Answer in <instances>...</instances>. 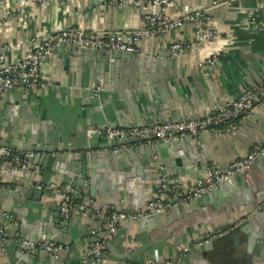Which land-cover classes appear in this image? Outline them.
<instances>
[{"label":"crops","instance_id":"0c3cea01","mask_svg":"<svg viewBox=\"0 0 264 264\" xmlns=\"http://www.w3.org/2000/svg\"><path fill=\"white\" fill-rule=\"evenodd\" d=\"M170 1L173 4L168 11L170 17L183 16L185 6L193 11L200 7L208 9L214 39L197 45V25L186 22L182 28L165 35L141 39L137 54L103 59L75 53L70 49L73 46H58L41 67L44 87L15 90L0 99V148H8L4 146L9 144L86 147L105 143V136L91 133L93 130L104 132L113 125L127 128L138 123L148 126L168 119L174 123L187 117H206L216 104L236 99L264 77L261 0H235L217 7L214 4L221 0ZM69 28L93 34L135 31L143 29L144 25L137 10L114 5L111 0H47V4L0 0V53L5 54L8 62L22 58L44 39H51L56 45L59 33ZM177 42L188 49L174 57L170 46ZM214 55L219 60L216 66H199ZM154 145L158 142L144 145L140 141L129 149L150 150ZM262 145L264 106H258L251 119L244 121L234 133L204 134L203 152L195 147L187 151L150 150L141 156L128 157L119 155L123 148L91 152L90 185L94 186L95 197L61 182L57 172H70V163L62 158L72 153H33L8 148L26 158L30 168L4 171L0 166L1 189L22 192L49 185L41 201L26 197L0 198V220L9 225L10 237L5 239L18 257V264H56L43 250L25 255L12 240L40 237L45 233L61 205V192L52 190V186L63 191L72 187L78 201L87 202L98 211L124 209L132 214L144 211L156 199L162 179L176 181L183 189H193L202 178L204 166L226 168L249 154L253 147ZM34 155L40 158L36 164L30 161ZM51 155L59 159L48 168L46 161ZM251 169L252 175L246 171L241 176L258 177L264 182V161H258ZM258 189H253L254 196L264 193V186ZM193 201L170 209L172 216L162 219L160 228L154 231L137 229L129 225L132 222H125L111 238L107 237L108 228L103 221L74 212L69 218L73 233L64 235L69 245L61 244L64 250L59 264H81L95 244L105 247L100 264H144L148 261L175 264L177 257L180 264H264V231H258L264 224L261 217L264 207L256 202L241 207L230 197L218 213L209 204H190ZM181 206L185 208L184 215L175 211ZM237 220L238 224L254 220L249 228L250 236H234L231 229L221 233L214 239L218 242L214 260L184 256L188 243L197 234L207 228L231 227ZM257 232L260 238L253 237ZM89 234L99 235L98 242L91 237L79 241ZM75 243L76 249L68 256ZM150 243L155 244L149 246ZM0 264H9L1 245Z\"/></svg>","mask_w":264,"mask_h":264},{"label":"built area","instance_id":"2783aa9c","mask_svg":"<svg viewBox=\"0 0 264 264\" xmlns=\"http://www.w3.org/2000/svg\"><path fill=\"white\" fill-rule=\"evenodd\" d=\"M36 4H47V0H29ZM235 0H221L214 4L229 5ZM263 11H264V0ZM114 5L127 6L137 10L144 25L140 30H113L87 34L81 30L64 29L56 41L44 39L31 47L26 54L13 62L6 60L5 54L0 53V99L7 93L15 90L31 91L44 87L42 83L41 67L48 57L60 45H68L89 49L93 51H119L128 54L139 53L138 43L141 39L153 38L165 35L172 30L182 28L186 22H194L197 25V45L204 44L215 37L210 29V18L207 17L208 9L200 7L193 11L190 6H185L183 16L170 17L169 9L173 6L170 0H111ZM264 28V22L261 23ZM172 55L179 56L187 52L188 47L183 43H173L170 46ZM219 60L216 55L205 62H200V67L216 66ZM264 106V77L255 84H251L236 99L225 104H216L211 113L206 117H187L180 121L169 123L161 122L152 125L135 128H108L106 131H91L93 134L104 135L105 138L137 139L144 145L155 143L171 144L174 142L191 143L196 147H202L204 134L225 136L238 130L244 121L251 119L256 108ZM104 133V134H103ZM264 156V145L253 147L245 157L232 162L226 168H218L206 165L203 168L202 178L197 181L193 189H183L176 181L161 180L156 199L151 202L144 211H136L129 214L125 211H98L87 202L78 201L75 190L66 187L63 191L59 187H51L52 190L61 192V214L69 219L74 212L89 214L95 220L103 221L107 226V237L111 238L118 232L122 222H135L152 215L162 214L170 209L183 205L192 200L201 198L204 194L217 189L224 183L231 182L236 176L248 171L256 159ZM0 166L2 170L17 169L29 170L30 166L26 158L21 157L13 150L0 148ZM264 207V205H261ZM9 225L0 220V234L9 238ZM11 240V239H10ZM16 246L25 250V255H33L38 250L48 253L56 264L60 263L61 252L64 247L53 241L31 242L26 239H12ZM105 247L95 244L89 248L81 264H100ZM144 264H173L171 261H148Z\"/></svg>","mask_w":264,"mask_h":264},{"label":"water","instance_id":"95a60500","mask_svg":"<svg viewBox=\"0 0 264 264\" xmlns=\"http://www.w3.org/2000/svg\"><path fill=\"white\" fill-rule=\"evenodd\" d=\"M75 53H85L88 57L91 56H99L103 57V59L106 58V56L110 57H119L121 55H130L125 52H119V51H93L89 49H82L79 47H70ZM164 122H169L173 123L170 119L168 121ZM133 127H143V123H138L136 125H132ZM127 126V128H133ZM107 128H117V125L109 126ZM105 143L104 144H97L93 145L90 144L86 147H66V148H53V147H31L28 145H5L4 147L8 148H13V149H18V150H23V151H30L33 153H51L54 154L56 151L59 152H69L72 154L67 155L65 158H62V160L66 161L69 164L70 172L66 171H60L57 172L61 176V182L66 185H70L77 189L80 193H86L90 195L91 197H95V189L93 185H90L91 181V159L92 155L91 152H96L98 150H104V149H117V148H123L122 150L119 151V155L123 156H131L132 154L141 156L142 154L148 153L150 150L151 152H155L159 149L165 150L166 148H170L172 150L175 149H181L184 151H187L189 148L195 147V149H198L199 152H203L204 148L202 147H196L193 144L190 143H180V142H174L171 144H165V143H158V145L150 146L149 149L147 150L143 147H139L137 149H129V147L133 144L139 143L141 140L137 139H122V138H104ZM125 147H127L125 149ZM59 158L54 157L51 155L48 157L46 161V166L48 168H52V164L55 163V160L57 161ZM30 161L32 163H38L40 161V158L37 155H34ZM258 161H264V156H260L256 159V161L253 163L251 167L255 165ZM44 162V161H43ZM202 164H204L203 161H201ZM257 165V164H256ZM252 173V169L250 168L248 170V174ZM252 175V174H251ZM250 177V178H249ZM253 184H255L253 187ZM49 183H46L44 187H41L39 189L35 188L33 190L29 191H15V190H8L5 191L4 189L0 188V198L2 197H8L11 196L13 198H18V197H26L31 200L35 201H41L43 195L48 192L47 186ZM264 182H262L258 177H253V176H236L231 182L224 183L223 185L219 186L217 189L212 190L206 194H204L201 198L194 200L193 202H190V204H197V205H206L209 204L211 205L218 213H221V207L226 199H229L230 197H233L236 199V201L239 203L241 207L245 205H250L253 204L254 202L264 205V193L258 196L253 195V189L254 190H259V187H263ZM124 201V199H121ZM188 209V207H186ZM116 210V209H115ZM124 211V209H121ZM119 211V209H117ZM175 211H180L183 215L185 212L184 207H178L175 209ZM128 212V211H127ZM85 215V214H83ZM172 212L169 211L164 214H159V215H154L149 218L142 219L140 221H135L132 223H129V225H132V227L137 228V229H142L145 231H154L155 229L160 228L159 223L161 222L162 219H165L167 217H171ZM261 217L264 219V209H262L261 212ZM254 220H247L244 223H239V221H235L232 223L231 227H223L219 230H215L212 228H207V231H204L202 233H199L196 235L195 238H193L187 245L188 252L184 253V256L186 258L192 257V258H201L206 261H210L211 259H216L215 257L217 256V243L215 242L214 239L218 235H220L223 232H226L231 229L232 235H243L249 234V228L253 224ZM125 223V222H122ZM264 231V224L263 227H261L258 231ZM72 228H71V221L69 219H65L62 214H61V209L57 210V215L54 218L53 222L49 223L47 226V230L45 233L41 234L40 237H31L26 240L31 241V242H46V241H53L58 244H66L69 245L68 242H65L64 240V235L71 236L72 235ZM254 238H260L259 233H253L252 234ZM23 237H26L25 235ZM95 238V242H98L99 240V235L95 234H89L86 235V237H83L79 241L87 238ZM264 238V235H263ZM155 243H150L149 246L154 245ZM0 245L3 247L7 257L9 264H18V257L14 254L13 248L8 244L7 240L3 238L0 235ZM77 243L73 244L71 246V249L68 253V256H70L74 250L76 249ZM19 251L25 252L23 248L17 247ZM264 258V255H263ZM178 257L176 258L175 264H180L179 263Z\"/></svg>","mask_w":264,"mask_h":264}]
</instances>
